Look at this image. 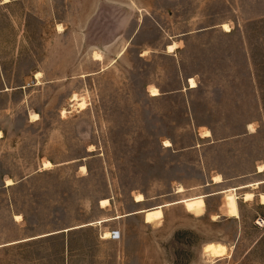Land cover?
I'll use <instances>...</instances> for the list:
<instances>
[{
	"label": "rangeland",
	"instance_id": "1",
	"mask_svg": "<svg viewBox=\"0 0 264 264\" xmlns=\"http://www.w3.org/2000/svg\"><path fill=\"white\" fill-rule=\"evenodd\" d=\"M27 1L0 5V264H264V0ZM177 69L200 87L153 97Z\"/></svg>",
	"mask_w": 264,
	"mask_h": 264
},
{
	"label": "bare ground",
	"instance_id": "2",
	"mask_svg": "<svg viewBox=\"0 0 264 264\" xmlns=\"http://www.w3.org/2000/svg\"><path fill=\"white\" fill-rule=\"evenodd\" d=\"M223 27H224V29L226 31H230V27H229L228 24H226V23L223 24ZM59 30L60 31L63 30L61 25L59 26ZM176 47H177V44H173V45L168 47V51L173 52V51H175ZM94 56H95L96 60H102L103 59L102 54H100L98 52H95ZM41 77H42V73L38 72L36 74V79H39ZM190 84H191L192 87L196 86L195 80L194 79H190ZM149 92L151 93L152 96H156V95L159 94V89H157L154 86H150L149 87ZM72 100L77 101L78 106L81 107L82 109L86 108V102L83 99H81L77 94H74L72 96ZM65 112L66 111H64V113ZM34 118H36V116ZM203 135H204V137H209V136H211V132L209 130H205L203 132ZM0 136H1V133H0ZM165 145L166 146H170L171 142L169 140H165ZM52 165L53 164L50 161H45L44 162V168H49ZM81 168H82L83 171H86V167L85 166H82ZM258 172L259 173L260 172H264V164L258 166ZM213 180H214V183H216V184H220V183L224 182V179L222 178L221 175H216L213 178ZM6 182H7V185H12L14 183V181L12 179H8ZM236 190L237 189H231V190H229V191H227L225 193L226 209H227L228 214H229L230 217H237L239 215V205H238L239 196H238V193H237ZM183 192L185 193V188H180L178 190V193L182 194ZM255 197H256V195H255L254 192H245L243 194V199L246 202L253 200ZM260 198H261V203L264 204V193L260 194ZM195 199H197V198H186V199L181 200L180 203H189V202L194 201ZM145 200H146V197L142 193H138V194L135 195V201L136 202H143ZM100 203H101V207L102 208H106V207H108L110 205V199H108V198L102 199ZM163 207H164V205L157 206V207L152 208L151 210H143L142 212H150V211H154V210H157V209H160V208H163ZM16 217H17V219H22L21 215H16ZM111 236H112V232L108 231V232L105 233L104 237L105 238H109ZM203 250L206 253V255L210 256L213 259H217V258H223V257L227 256L229 249L223 243H220V242H209V243H207V245H205Z\"/></svg>",
	"mask_w": 264,
	"mask_h": 264
},
{
	"label": "crops",
	"instance_id": "3",
	"mask_svg": "<svg viewBox=\"0 0 264 264\" xmlns=\"http://www.w3.org/2000/svg\"><path fill=\"white\" fill-rule=\"evenodd\" d=\"M28 1L27 0H1L0 1V5H2V6H9V5H11V4H13V3H23V4H26ZM58 24V23H57ZM59 26H60V24L58 25V30H59ZM63 28V27H62ZM64 30V29H63ZM62 30V31H63ZM60 31V30H59ZM58 31V32H59ZM228 32H230V31H228ZM173 44H177V43H172V44H170V45H168V47L169 46H171V45H173ZM167 47V48H168ZM176 49H178V45H177V47H176ZM175 49V50H176ZM39 73H41V72H39ZM175 78H176V82H175V84L173 85V87L172 88H163V87H159V85H155L156 86V88L157 89H159V94L158 95H156V96H153V97H155V98H158V97H163V96H165V95H174V94H176V95H178L177 93H183L184 92V90L186 89V91H195V90H197L199 87H200V85H199V83L198 82H196L197 81V78L196 77H193L192 75H189V74H186V75H181V73H180V71H179V69H177L176 71H175ZM190 76H192V77H190ZM194 79L195 80V82H196V86H194V87H192V86H190L191 84H189V82H190V79ZM2 84H3V82H2ZM170 84H172L171 82H170ZM150 86H152V85H150ZM149 86V87H150ZM154 86V87H155ZM10 90V88L9 87H4V88H2V89H0V93L1 92H6V91H9ZM149 91V90H148ZM189 104H190V100H189ZM190 106H191V104H190ZM36 116V118H34ZM39 115L37 114V113H35L34 115H32V120H34V121H36V120H39ZM200 127H203L202 125H200L198 128H200ZM199 130V129H198ZM206 130H209V129H206ZM210 131V130H209ZM204 132V131H203ZM211 132H213V131H211ZM0 133H1V136H0V138H2L3 137V135H2V131H0ZM212 136V135H211ZM203 137V136H202ZM204 138H210V137H204ZM51 162V161H50ZM259 173V172H258ZM260 173H263V172H260ZM219 175V174H218ZM216 176V175H215ZM214 176V177H215ZM213 177V178H214ZM8 180V179H7ZM6 180V181H7ZM262 184H264V183H262ZM261 184V185H262ZM137 203H140V202H137ZM264 205V204H263ZM142 212V211H141ZM143 213V212H142Z\"/></svg>",
	"mask_w": 264,
	"mask_h": 264
},
{
	"label": "built area",
	"instance_id": "4",
	"mask_svg": "<svg viewBox=\"0 0 264 264\" xmlns=\"http://www.w3.org/2000/svg\"><path fill=\"white\" fill-rule=\"evenodd\" d=\"M255 224L258 226V227H263L264 226V218L263 217H258L256 220H255ZM113 238H116L117 236V233L116 232H113Z\"/></svg>",
	"mask_w": 264,
	"mask_h": 264
}]
</instances>
